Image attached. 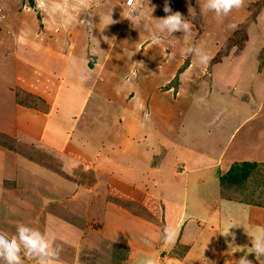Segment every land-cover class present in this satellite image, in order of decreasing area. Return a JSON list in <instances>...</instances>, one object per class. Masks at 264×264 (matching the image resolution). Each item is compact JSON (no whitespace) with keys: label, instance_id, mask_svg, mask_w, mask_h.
<instances>
[{"label":"rangeland","instance_id":"1","mask_svg":"<svg viewBox=\"0 0 264 264\" xmlns=\"http://www.w3.org/2000/svg\"><path fill=\"white\" fill-rule=\"evenodd\" d=\"M52 2H58L59 6L63 4V10L75 5L70 0H0V40H3L0 57L14 54L18 60L25 58L24 71L17 64V72L13 68L14 57L5 64L0 59V82L7 81L12 86L18 78L27 81L26 78L35 77L41 80L52 69L50 66H55L57 72L50 73V77L57 80L52 85L57 114L49 125L48 139L52 136L56 146L68 143L69 151L74 153L62 158L53 151H45L37 140L32 144H22L17 153L20 156L16 158L15 181L9 178L12 174L6 176L13 182H6L5 186L13 191L0 200V231L13 234L18 224H24L46 233L47 237L53 236L52 240L50 238L54 242L53 250H60L56 264H68L67 258L79 264H117L114 262V257L119 256L116 253H120L121 257L130 253L118 251L114 245L131 249L132 244L141 247L143 242L137 238L138 242L135 234L128 237L126 233L129 227L134 226L133 221H120L118 218L116 221L112 217L116 212L114 206L108 207L112 203L110 199H128L118 201H129L134 208L145 203L129 193L127 189L130 187L120 183L126 182L125 179L119 182V173L129 182H141L142 176H145L146 187L151 193L159 199L180 203L186 173L180 171L176 161L171 159V153L166 158L164 148L174 149L177 145V131H183L178 128L182 120L180 115L183 112L187 114L182 120H186V130L206 134L222 130L224 123L223 120L217 121V115L224 114L226 108L232 116L234 112L240 115L253 110L261 114L264 112V0H243L242 7L219 17L202 10L204 0H133L132 5L128 0L103 2L105 7L113 3L110 8L114 10H102L100 0H96V5L85 6L84 9L77 7L78 11H83L82 19L86 12L92 10L87 20L93 25H85L83 34L91 36L84 40L81 37L78 51L72 59L65 53L70 46L68 34L74 37L71 29L74 33H82L80 14L75 16L72 26L53 31L52 28L59 24V18L53 11ZM166 5L173 13H181L190 22L191 30L188 35L183 32L162 34L160 42L154 44L151 38L157 23L154 19L170 14L164 12ZM136 7L144 16L134 24L132 21L139 14ZM100 9L106 17H112L111 25L110 20L97 19ZM125 16L128 17L127 25H135L136 33L126 32L121 25L117 27ZM60 21L64 22L63 26L67 24L65 17H60ZM41 33L43 37L61 38L57 44L58 51L65 53L67 60L64 55L59 57L56 54L57 60L51 61L50 57L54 54L48 55L43 49L38 50L39 55L32 56L26 53V49L16 47L17 36L20 40L33 39ZM141 35H147L148 39L139 46L136 40ZM126 43L135 45L129 54L125 53L130 50L126 48ZM80 48H84L82 60L85 64L79 61L82 55ZM189 48L193 51H185ZM197 49L208 54L206 64L199 62ZM109 50L111 52L107 55ZM121 54L124 55L119 57ZM40 60L49 66L41 68ZM132 63L134 66L129 68ZM79 64L86 70L76 72L73 77ZM180 69H184L181 74ZM135 86L137 90L133 89ZM23 91L33 95L30 91ZM223 92L228 93L230 98L233 94L238 101L229 99L230 105L225 106L221 98ZM136 96L139 122L133 116L132 99ZM10 99L12 96L6 87L0 85V122L2 118L10 120L12 117ZM29 109L39 115L40 111ZM59 109L61 113H58ZM71 115L77 123L68 120ZM32 116L21 120L23 129L26 131L29 128L31 132L32 126H36L35 131L43 135L47 121ZM214 116L216 122L213 121ZM236 120L230 123L232 130L237 125ZM31 122L35 123L32 125ZM261 126L264 127V122ZM69 127L76 128L70 131ZM161 131H164L163 134ZM41 138L47 139V135ZM118 150L127 153L118 156ZM255 150L257 148L252 146L244 155L253 156ZM258 156L263 157L264 152H259ZM83 158H88L87 162L96 159L93 166L97 169L90 163V166L83 164L80 161ZM191 163L199 161L193 156ZM137 188L142 189L139 185ZM1 189L0 197L3 198ZM191 195L192 203L196 204L197 194H189L190 198ZM209 204L211 206L212 201ZM113 205L122 208L117 203ZM237 207L234 210L239 216L236 215L239 220L236 228L246 230L241 206ZM75 228L78 230L75 231ZM82 238H85L84 241ZM131 257L134 258L135 254L131 253ZM258 260L259 264H264V257H258ZM22 262L39 264L35 256L23 253ZM0 264H3L2 260ZM187 264L194 263L189 261Z\"/></svg>","mask_w":264,"mask_h":264},{"label":"crops","instance_id":"2","mask_svg":"<svg viewBox=\"0 0 264 264\" xmlns=\"http://www.w3.org/2000/svg\"><path fill=\"white\" fill-rule=\"evenodd\" d=\"M70 1L75 3V5H69V7H65L64 10L62 6L63 4H60L59 6L58 2H52L51 5L54 6V9H52L53 11L55 10V13L58 15L57 18H59V24L57 27L52 28L53 31L57 30V28L61 30L62 27H68L70 24L72 26L75 16L80 14V24L83 26L82 33H74L73 29H71L72 35L74 37L68 34L70 38V44L68 45L70 46L67 49L68 53H65L67 54L68 58L72 59L74 54H76L78 51V41L80 42L81 37L84 40L91 36L89 33L83 34L85 32V25H93V23H88L87 20L92 10H90L88 13L86 12L84 15L85 18L82 19L81 15L83 11H78L77 7L84 9L85 6L96 5V0ZM104 1L105 0H100L102 10H105L106 8L114 10L110 8L113 3L111 5H106L105 7L103 3ZM67 4L71 3L67 2ZM116 6H118V4H116ZM67 9L69 12H67ZM138 9L140 8L136 7L137 12H140ZM102 10L100 9L97 19L103 21L110 20L112 17H106V14L102 13ZM60 17H65L67 21L66 25H62L64 22L60 21ZM127 20L128 17L125 16V18L120 21L117 27L121 25L122 29H124L126 32L136 33L134 30L135 25H127ZM132 22L136 24L137 19H133ZM112 23L113 21L110 20V25ZM46 30H48V28ZM2 37L4 38L5 36ZM17 38L19 37L17 36ZM17 38L15 39L16 47H18V49L21 48V50L24 51L26 49V53H29L32 56L39 55L38 50L41 49H43L42 51L48 52V55L54 54L50 57L51 61L57 60L56 54H59V57L65 54L58 51L57 44L61 39L59 37L58 40L57 38L51 39L50 36L43 37V33H41L33 39L24 38L23 40H20ZM147 39V35H141L136 41H139V46H141L143 41ZM11 40L12 42L14 41L13 37ZM2 41L3 40H0V43ZM19 42L22 44H19ZM36 43L39 44L36 45ZM82 44L85 45L84 43ZM133 44L134 43L129 45V43H126V48H130V50L125 53H130V51L135 46ZM12 46L15 48L14 43ZM79 51L81 52L80 54H82L80 55L81 59L79 61L80 63L85 64V62L82 60V58L84 59V48H80ZM110 52L111 50H109V52L106 54L109 55ZM123 55L124 54H121L119 57ZM19 56L20 53L18 54V57ZM13 57L15 60H13V62H15L13 64L15 71L17 72V64H19L24 71L25 58L18 60L17 55L12 54L11 56L7 57V54H5L3 57H0V59L2 60V64H5ZM63 57L67 60L65 55ZM40 63L42 65L41 68H44V66H49L43 60H40ZM78 66L79 67L76 68L73 77L75 76L76 72H80V70L83 69L86 70L85 66L83 67L81 64ZM133 66L134 65L132 63L129 68H132ZM50 67H52V69L48 72V74L43 73L44 78L41 80L35 77H28L26 78L27 81H25V79L18 78L15 83H12V86H10L7 81L5 83L0 82V85L5 86L8 94L10 93L12 96V99H10L12 104V117L10 118L11 121L2 118L3 123L0 122V132L15 137L20 144H32V141L37 140V143L43 146L45 151H53L64 158L68 154L74 153L69 151V144L66 143L65 146H56L52 142V136L48 139L49 125L51 120L54 119L55 115L57 114V110L55 109V96L52 95V85H55L57 80L50 77V73L54 74L57 72V70L55 66L53 67L51 65ZM116 70L122 74L119 69ZM70 71L72 73V69H70ZM78 85L81 87L80 84ZM14 89L30 91V94L43 98L49 106L48 113H40L38 111L39 115H36V111L19 106L16 100ZM133 89L137 90L136 86L133 87ZM179 95L180 94H178V96ZM221 98L225 101V106L227 107L230 105L229 99H232L234 102L238 101L233 94L232 98L228 97V93L226 92L222 93ZM132 100L134 102V104H132L134 106L133 109H135L133 116L136 121L139 122V117L137 115L135 106L137 103V96ZM239 106L242 105L239 104ZM262 106L264 107V103ZM59 112L61 113L62 111L59 109L58 113ZM183 113V115H180L182 120H184L185 116L187 117V114L185 112ZM31 114H33L32 118L37 116L35 118H44L47 121L43 135L40 133V131H35L36 126H32L31 132L28 131L29 128L26 131L23 129L24 126L21 125V120L26 119ZM68 118V120H70L72 123H77L74 116L71 115ZM212 118L213 121L216 122V116ZM234 119H237V125L235 129L232 130L230 123H232V120ZM182 120L179 126L178 123L176 124L178 128L183 129V131H177L176 147L174 149L164 147L167 154L166 158L168 154L171 153V159L176 161L180 171L184 170L186 173V177H183L185 180V189L180 203L164 198L159 199L157 196L151 193L146 187L147 183L145 176H142L141 182H129L126 178H122L121 172L119 173V182L123 181L124 179L126 180V182L120 183L130 187L127 190H129V193L134 195L137 200L142 199L145 202L143 206L152 218L151 220L144 217L142 218V216H139L128 209L126 210L122 204L112 200L125 199H117L116 197L110 199L113 204L117 203L123 208L122 209L110 203V206L108 207L114 206L113 208L116 212L114 213L116 217L113 215L112 217L116 221H118V219L120 221H122V219H126L128 222L133 221L134 226L129 227L126 233L128 234V237H130L132 234H135L136 240L139 238L143 242L141 243V247L138 245L136 247L134 244H132V247L130 248L134 252L135 257H132V259H128L127 261L119 264H141V261L145 258L154 259L156 264H187L189 261H193L194 264H235V261H237L241 256H244L246 251H250L249 248L252 247V238H254L260 231L264 230V208L224 200L220 194L219 180L220 176L227 173L235 162L248 161L264 163V156H258L259 152H264V145L261 144L264 143V127L261 126V123L264 122V112L261 114L257 113L256 110H253L249 113H245L244 115L234 112L232 116L231 112H229V110L226 108V112L224 114L217 115V121L220 122L223 120L224 123V126H221L222 130L219 133H217L216 130L206 134L198 133L193 130H186V120ZM32 123L35 122H31L30 124ZM72 128L76 127H69V130L71 131ZM163 132L164 131H161L162 134ZM21 135L25 136L26 138L22 137ZM44 135H47V139L41 138ZM202 136L205 139H203ZM132 140H134V137ZM252 146L257 148V150L252 152L256 154L253 156H245L244 154H247V150H249ZM178 149L179 151L176 152ZM126 153L127 152L125 150H118V153L116 154L120 156L125 155ZM19 156L20 155L17 153L0 146V187H2L1 191L4 192V197H0V200H4L5 196L7 197V194H10L8 192L13 191L5 185L6 182L15 181L14 176L17 173L16 158H19ZM193 156L198 159L199 163H191ZM86 159L88 158H83V160L80 161L87 166H90L89 163L93 166V164L97 162L96 159L90 160V162H87ZM95 165L93 168L97 169ZM8 174H12V176H9V178H11L10 180L13 181L6 179ZM98 174H100V171ZM137 185L141 186L142 189H138ZM193 192H195L198 197L196 204L192 203V195L191 198L189 197V194H192ZM210 201H212L211 206L209 204ZM238 205L241 206V216L244 218L246 230L236 228V225L239 222V216L237 215V211L235 212L234 210L239 208L237 207ZM243 206L245 207L243 208ZM113 225H115V223ZM165 229H167L170 233V237L167 240L162 238ZM247 229H253L258 232L250 230L248 231ZM77 230L78 229L75 228V231ZM123 234H125V232ZM47 238H51L52 240L53 236L50 235ZM84 239L85 238H82L81 240L84 241ZM138 242L140 241L138 240ZM248 259L252 261V264H259V260L254 253L248 254ZM70 260V258H67V261H65L68 264H79L77 261L70 262Z\"/></svg>","mask_w":264,"mask_h":264},{"label":"clouds","instance_id":"3","mask_svg":"<svg viewBox=\"0 0 264 264\" xmlns=\"http://www.w3.org/2000/svg\"><path fill=\"white\" fill-rule=\"evenodd\" d=\"M129 4L133 0H128ZM243 0H204L203 11L214 13L216 16H227L233 9L242 7ZM165 13H170L161 19H154L157 23L152 30L151 38L154 44H158L161 40L162 34H173L176 32H183L188 35L191 30L190 22L185 19L179 12H172L167 5L164 7ZM144 16L142 11L136 16L137 21ZM185 51H193V49H185ZM199 52V62L206 64L209 56L201 49ZM170 233L167 229L164 232V239L167 240ZM53 241L47 238L46 233L26 226L18 224L15 233L9 234L0 231V260L3 264H23L22 253L24 255L35 256L39 264H56L59 257V249L53 250ZM250 251H246L244 256H241L235 264H252L248 259V254H255L258 257H264V230L260 231L254 238H252V247ZM141 264H156L152 258H145Z\"/></svg>","mask_w":264,"mask_h":264},{"label":"trees","instance_id":"4","mask_svg":"<svg viewBox=\"0 0 264 264\" xmlns=\"http://www.w3.org/2000/svg\"><path fill=\"white\" fill-rule=\"evenodd\" d=\"M31 6L35 7L34 3H31ZM262 63L264 64V59L262 60ZM183 70L184 69H180L179 74L183 73ZM176 79L173 81H177ZM173 81L171 83H173ZM15 94L17 103L20 105L36 109L42 113H48L49 106L43 98L36 95L26 94L21 89H16ZM0 146L14 153H18L22 144H20L15 137L0 132ZM219 180L220 194L224 200L264 208V163L248 161L235 162L227 173L220 176ZM112 200L120 204L123 203L122 205L126 209L139 216L150 220L152 219L143 206L134 208L133 204L130 202H120L115 199ZM114 247L118 251L130 253V255L124 257H121L120 253H116V255H119H115L116 257H114V262L117 264L127 261L129 258H132L131 253L134 254L131 249L125 248L121 245L116 244Z\"/></svg>","mask_w":264,"mask_h":264}]
</instances>
